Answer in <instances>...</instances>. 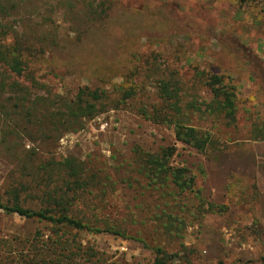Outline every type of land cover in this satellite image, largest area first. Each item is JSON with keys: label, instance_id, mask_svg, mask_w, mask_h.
I'll return each mask as SVG.
<instances>
[{"label": "rangeland", "instance_id": "rangeland-1", "mask_svg": "<svg viewBox=\"0 0 264 264\" xmlns=\"http://www.w3.org/2000/svg\"><path fill=\"white\" fill-rule=\"evenodd\" d=\"M11 3L16 9L8 12L9 23L23 42L24 54L34 55L19 81L30 86V74L35 95L73 98L87 89L99 90L108 101L106 112L58 141L33 133V144L11 147L8 141L1 146L0 194L15 180L11 148L15 155L34 150L33 169L43 161L72 157L100 180L75 211L123 231L124 237L77 234L83 247L107 263L152 264V249L160 247L175 257L173 264H263L264 247L255 238L253 223L259 188L264 189V140L253 139L263 137L264 83L233 49L252 52L264 65V0L242 5L238 0ZM161 9L177 22L174 28L158 30ZM94 65L98 71L90 69ZM197 74L220 76L235 88L234 125L206 118L212 96L197 82ZM169 77L182 89V101L194 102L200 111L191 118L193 126L211 135L212 144L204 153L176 143L172 129L138 114L143 106L158 103V84ZM125 90H133L135 97L123 99ZM168 147L176 150L171 166L186 168L195 178L191 193L146 187L138 173L142 155ZM164 192L173 196L163 198ZM200 202L221 212L203 216ZM38 230L47 233L40 223L0 210L2 264H16L15 240L28 239ZM170 230L175 233L168 234Z\"/></svg>", "mask_w": 264, "mask_h": 264}, {"label": "trees", "instance_id": "trees-1", "mask_svg": "<svg viewBox=\"0 0 264 264\" xmlns=\"http://www.w3.org/2000/svg\"><path fill=\"white\" fill-rule=\"evenodd\" d=\"M254 1L238 0L240 5ZM15 9L11 0L0 3V147L8 145V141L11 142V147H15L14 143L22 145L25 141L33 144L37 141L33 133L38 134L41 139L55 142L65 133L81 131L88 121L106 112L108 99L99 90L87 89H80L73 98L40 96L33 93L36 85L30 74L26 76L31 82L30 86L20 82L19 79L26 74L34 55L28 52L24 54L26 51L23 42L19 41L18 33L9 23L11 17L7 14ZM165 12L161 9L156 18L159 31L170 30L177 24ZM183 18L188 23L187 18ZM230 47L234 48L232 45ZM233 50L236 57L242 53L243 58L250 63L251 74L254 70L264 83V65L254 54L246 49L244 53L242 50ZM92 68L98 71L96 65L90 67ZM195 78L211 92L212 100L204 111L208 115L206 118L214 121L223 119L227 126L234 125L235 88L225 84L220 76L197 74ZM121 95L123 99L131 100L135 97V92L125 90ZM181 95L182 89L177 81L172 77L165 78L158 84V103L150 108L143 106L138 114L153 124L172 129L176 143L204 153L212 144L211 135L192 125L191 117L200 111L194 102L182 101ZM260 130L263 137H255L253 140H264V127ZM13 150L11 148L8 151V156L14 164L15 171L12 173L15 180L0 194V210L7 215L40 223L47 229V233L38 230L28 239L15 240L18 247L16 264H109L93 249L83 247L77 238V234L84 232L124 237L123 231L110 222L104 219L92 221L91 217L86 218L75 211L76 206L84 200L83 195L92 193L99 185L98 177L88 174L83 164L72 157L43 161L41 167L33 169L31 165L36 156L34 150L18 155ZM175 152L174 147H168L141 156L138 173L146 187L164 191L172 188L179 194L192 192L195 178L189 170L171 166ZM168 196L172 197L173 193L164 192L162 195L163 198H169ZM199 205L203 216L221 212L212 204L200 202ZM173 233L175 232L171 230L168 232ZM253 233L264 247V227L258 220L253 223ZM139 242L145 246L143 240ZM6 244L11 248V243ZM152 250L155 255L152 264H173L175 257L166 254L162 248ZM1 259L0 264L3 262ZM261 262L264 264L263 259Z\"/></svg>", "mask_w": 264, "mask_h": 264}, {"label": "crops", "instance_id": "crops-1", "mask_svg": "<svg viewBox=\"0 0 264 264\" xmlns=\"http://www.w3.org/2000/svg\"><path fill=\"white\" fill-rule=\"evenodd\" d=\"M259 197H260L259 208L255 216L256 219L259 220L264 227V189L262 188H259Z\"/></svg>", "mask_w": 264, "mask_h": 264}]
</instances>
